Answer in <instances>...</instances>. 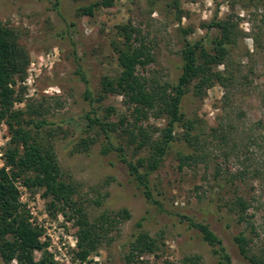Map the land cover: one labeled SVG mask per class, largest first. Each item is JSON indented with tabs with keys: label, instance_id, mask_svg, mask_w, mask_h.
Masks as SVG:
<instances>
[{
	"label": "rangeland",
	"instance_id": "obj_1",
	"mask_svg": "<svg viewBox=\"0 0 264 264\" xmlns=\"http://www.w3.org/2000/svg\"><path fill=\"white\" fill-rule=\"evenodd\" d=\"M55 1L0 0V25L18 33L31 61L25 79L18 78L20 101L13 110L22 112L26 120L45 117L59 121L61 127L55 125L54 134H49L48 127L39 134L54 150L66 179L78 182L77 199L92 221L103 212L116 215L124 209L131 217L120 221L87 259H81L72 211L54 208L44 189L26 186L19 179L20 201L31 221L44 228L42 240L47 242L43 250L35 252L36 259L52 253L58 264H126L128 242L147 230L157 239L158 249L143 255L138 264H193L187 260L197 256L198 264H217L213 247L181 219L187 214L209 224L223 239L232 264H264V0H180L182 22L170 6L174 0H159L157 7L150 0H116L112 7L96 9L92 17H78L81 3L74 0H62V16ZM65 17L75 20L78 27L68 31ZM213 20L234 24L237 39L229 46L228 62L215 70L228 67L235 77L227 85L216 82L202 96L191 86L183 105L186 117L196 121L193 132L200 134V143L190 146L184 138L174 142L151 176L157 201H148L130 181L117 153H102V138L89 151H79L76 146L88 122L85 113L92 109L85 97L87 83L76 74V54L97 100L102 78L121 72L115 44L123 38L117 25L131 23L140 27L156 58L139 72L160 82L174 81L183 64L184 29L192 28L189 40L205 39L210 46L211 37L221 33L218 28H208ZM94 104L99 116L109 113L110 122L133 119L121 95L109 93ZM40 110L44 111L42 117L36 113ZM144 124L162 128L166 121L151 117ZM10 139L7 119L0 118V166ZM191 153L198 157L181 166L180 155ZM146 154H134L128 148V156L134 160ZM239 196L250 204L244 220L232 208ZM141 221L143 225L138 227ZM240 234L257 262L242 254L235 241Z\"/></svg>",
	"mask_w": 264,
	"mask_h": 264
},
{
	"label": "trees",
	"instance_id": "obj_2",
	"mask_svg": "<svg viewBox=\"0 0 264 264\" xmlns=\"http://www.w3.org/2000/svg\"><path fill=\"white\" fill-rule=\"evenodd\" d=\"M74 1L81 3L76 11L78 17H92L96 9L112 7L116 0ZM158 1L150 0V4L157 7ZM62 3V0H56L54 6L63 16ZM170 6L174 9L177 21L182 22L180 0H174ZM65 20L68 31L78 27L75 20L69 21L66 17ZM207 26L209 29L215 27L221 30L219 35L211 37L210 46L205 39L189 40L192 28L184 29L180 73L174 81L160 82L139 72L140 68L146 69L156 59L140 27L131 23L117 25L118 35L123 38L121 43L115 44L121 72L116 77L102 78V92L97 100L86 70L80 63L82 59L76 54V74L87 83L85 97L90 100L92 107L85 113L88 122L76 146L79 151H89L102 138V153H117L119 161L127 167L130 181L134 182L148 201H157L152 191L151 176L164 163L174 142L184 138L190 146H198L200 143V134L193 132L196 130V121L186 117L183 105L191 86L194 85L196 94L202 96L216 82L227 85L235 77L228 67L225 70H215L218 65L228 62L229 46L237 39L234 24L230 20H213ZM72 42L75 46V41ZM30 62V54L19 43L18 33L0 25V118L7 119L11 132L9 146L3 154L4 165L0 166V264H58L52 253H46L40 259L35 257V252L43 250L47 242L42 240L44 228L31 221L29 212L20 201L16 184L19 179L26 186L44 189L45 197L51 199L49 203L54 208L68 207L72 211L78 227V256L85 260L120 221L129 219L131 215L127 209L116 215L103 212L99 219L92 221L87 208L77 199L78 182L66 179L54 150L45 145L39 134L47 127L51 130L49 134H54V126L61 127L59 121L42 117L44 111L41 110L36 113L42 118L26 120L22 112L13 110L15 103L20 101L16 89L18 78L25 79ZM109 93L123 96L124 103L131 109L132 121L121 118L119 122H110L109 113L103 117L97 114L98 108L94 103L102 102ZM151 117L165 119V126L159 128L152 124L145 125L144 122H148ZM181 129H184L182 136L179 135ZM128 148H133L134 154L142 151H147V154L134 160L129 158ZM196 157V153L181 154L180 165L183 166ZM249 205L243 197L236 198L232 208L237 211L239 220L245 219L244 214ZM181 219L188 221L189 227L197 229L202 239L213 247L217 264H232L223 239L209 224L195 221L187 214L181 215ZM142 225L143 221L138 223V227ZM235 241L246 258L252 262L258 261L255 255L250 254L242 234ZM127 247L126 264H138L143 255L156 252L158 243L147 230H141L133 235ZM197 259L190 258L187 261L198 264Z\"/></svg>",
	"mask_w": 264,
	"mask_h": 264
}]
</instances>
